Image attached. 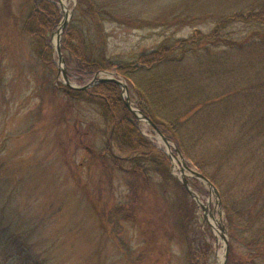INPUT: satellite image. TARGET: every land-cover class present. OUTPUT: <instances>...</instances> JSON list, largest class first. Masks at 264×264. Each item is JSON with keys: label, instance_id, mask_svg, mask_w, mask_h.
I'll use <instances>...</instances> for the list:
<instances>
[{"label": "rangeland", "instance_id": "1", "mask_svg": "<svg viewBox=\"0 0 264 264\" xmlns=\"http://www.w3.org/2000/svg\"><path fill=\"white\" fill-rule=\"evenodd\" d=\"M237 1L242 6L253 0H117L125 12L104 23L108 53L130 62L166 36L210 29ZM76 3L66 0L67 10ZM29 10L26 0H0V207L7 213L0 212V226L10 228L14 220L35 234L45 264H187L185 238L197 248L209 243V264H218L204 209L185 188L192 211L184 217L186 194L176 179L168 181L166 197L155 185L142 189L127 171L92 158L104 144L102 111L94 102H71L60 88L59 69L39 62L30 37L20 29ZM105 34L99 36L101 44ZM56 60L58 66L57 52ZM141 126L167 153L168 145L153 127L144 120ZM175 160L170 158L171 174L182 183V163ZM190 185L206 203L213 194L217 214L224 210L235 264H264V246L256 241L259 215L251 202L245 200L229 223L206 183L192 176Z\"/></svg>", "mask_w": 264, "mask_h": 264}, {"label": "trees", "instance_id": "2", "mask_svg": "<svg viewBox=\"0 0 264 264\" xmlns=\"http://www.w3.org/2000/svg\"><path fill=\"white\" fill-rule=\"evenodd\" d=\"M26 1L30 10L20 29L30 37L39 62L57 70L52 34L63 17L58 0ZM242 3L221 11L210 29L166 36L155 48L121 62L108 53L103 27L106 20L119 19L125 8L117 0H77L61 49L69 78L80 85L102 70L121 75L134 104L218 188L229 223L245 200L251 202L260 220L256 241L264 246V0ZM59 85L71 102H94L102 111L104 144L93 159L127 171L142 189L155 185L163 196L168 181L176 179L186 194L184 217L191 213L185 187L171 174L169 156L143 133L120 84L108 80L83 89L60 80ZM0 212L7 214L2 207ZM12 221L10 228L0 226V264H45L33 241L36 235ZM181 227L186 228L184 221ZM185 245L187 264H209V243L197 248L185 238ZM237 258L230 245L228 264Z\"/></svg>", "mask_w": 264, "mask_h": 264}, {"label": "water", "instance_id": "3", "mask_svg": "<svg viewBox=\"0 0 264 264\" xmlns=\"http://www.w3.org/2000/svg\"><path fill=\"white\" fill-rule=\"evenodd\" d=\"M60 1L61 0H58V2H60ZM61 5L63 6L62 1H61ZM72 12H73V10L72 11H67V10L64 11L62 24L57 29V31H56L57 36H56V39L54 40V47H55V50L57 52L58 61H59L58 62V69H59V72L61 73V75L63 77V80H62L63 83L69 87H72V88H83V89L89 88L95 84H98V83H101L104 81H108V80L115 81L118 84H120L123 88L124 94L127 97L126 103L129 106V108L137 115V117L141 121L144 120L149 125H151L153 127V130L156 133H158V135L163 139V141L165 142L166 145H168V146L172 145L174 147V151H173V149L170 148V150H168L167 153L171 159L173 157H175L176 159H178V161H180L182 163V167L180 168L181 174L179 175V178L182 181L185 188L187 189V191L190 193V195L193 196L197 200V202L200 203L199 196L197 195L195 190H193V188L190 185V177L193 176V177H196V178L202 180L204 183H206V185L209 187L211 192L213 191L215 193V195L217 196L216 201H217L219 208L220 209L223 208V203H222V199H221L220 192H219L218 188L214 185V183L206 175H204L195 166H193L191 164V162H189L187 160V158L184 156V154L181 152V150L176 145V143L173 142L172 140H170L162 132V130L149 118V116L146 115L140 108H138L134 104V102L131 100L129 85L119 74H117L116 72H113V71H109V70H102V71H99L98 73H96L87 83H85L83 85H76L69 78V75L67 73V66H66L65 57H64L63 51L61 49V40H62L63 31H64L68 21L71 18ZM175 151L177 152V154H175ZM204 208L206 209L205 206H204ZM223 212H224V210L219 211V214L221 217H223ZM220 229H221L223 237L225 239V255H224L223 264H227L229 242H228V237L226 235V233H227L226 224L222 222L220 225Z\"/></svg>", "mask_w": 264, "mask_h": 264}, {"label": "bare ground", "instance_id": "4", "mask_svg": "<svg viewBox=\"0 0 264 264\" xmlns=\"http://www.w3.org/2000/svg\"><path fill=\"white\" fill-rule=\"evenodd\" d=\"M62 4H63L64 10H67L66 0H62ZM166 147L168 148V150H170L169 146H166ZM212 193L214 192L212 191ZM214 198L215 197L213 196V194H211L209 196L207 203L204 202L201 198H199V201H200V205L204 209V218L206 222L211 226L215 234L216 255H217L218 264H223L224 253H225V239L220 229V225L222 223V217L220 216V214H217V212H215V210H213L211 206V202L214 200ZM204 206L206 207V209L204 208Z\"/></svg>", "mask_w": 264, "mask_h": 264}]
</instances>
